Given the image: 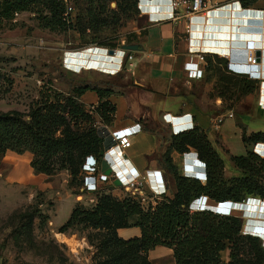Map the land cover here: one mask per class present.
Masks as SVG:
<instances>
[{
	"label": "rangeland",
	"instance_id": "obj_1",
	"mask_svg": "<svg viewBox=\"0 0 264 264\" xmlns=\"http://www.w3.org/2000/svg\"><path fill=\"white\" fill-rule=\"evenodd\" d=\"M62 1L67 19L64 29L44 28L43 18L52 16L54 12V7L48 1L35 6L30 12L4 21L0 30V113L17 112L24 121H29L43 90L52 88L70 95L74 88L87 83L88 79L91 81L94 73L83 70L78 74L68 69H74L72 65L77 61L72 59L78 57V53L100 48L107 49L109 54L114 51L115 55L123 45L142 42L152 24L147 10L158 12L153 18L163 15L162 0ZM68 6H72L73 11L67 14ZM262 12L254 21L255 25H264V9ZM216 25L220 23L198 24L195 34L201 39L197 42H203L200 49H205L208 37L213 38L214 31H220L213 28ZM248 25L251 26L250 23ZM253 52L247 49L248 55ZM208 56H211V60L206 58L207 77L194 90L201 107L214 110L224 122L222 130L231 148L219 140L210 142L223 161L222 178L231 181L243 177V173L231 161V155L243 156L247 150L255 151L256 148V145L243 144L242 133L264 132V102L261 107L264 95L260 89L261 80L237 75L228 69L229 61L235 63L232 57ZM222 58L228 60L226 65L220 63L219 59ZM78 102L83 106L79 99ZM83 109L87 111L85 106ZM97 119L95 117L96 126ZM258 152L261 154L259 156L264 157V149ZM82 154V151L75 153L73 164L67 169H62L66 162L64 156L55 158L56 172L46 175L31 167L33 154L29 151L21 154L13 151L0 153V264H155L150 259L152 252L108 248L104 240L110 233L106 229H95L81 223L66 233L59 231L74 208L92 209L99 198L105 196H113L117 200L137 198L145 208L163 199L152 198L151 195L141 197L133 193L129 184H115L113 179L102 182L96 190L86 189L85 169L93 160L100 162V156L91 153L82 157ZM204 181L203 184H206L207 180ZM211 204L215 205L213 202ZM249 210L248 207L245 212L255 214L256 218H264V212L257 210L251 213ZM111 217L115 226L124 225L117 209L112 210ZM62 236L77 241V247L73 250L61 242ZM247 236L258 238L264 252V228L259 224L246 228L243 223L241 237L235 244L227 243L225 252L221 253L224 263L231 262L232 256H235V264H264V256L258 257ZM114 255L123 257V260L117 262ZM164 260L167 262L166 258Z\"/></svg>",
	"mask_w": 264,
	"mask_h": 264
},
{
	"label": "trees",
	"instance_id": "obj_2",
	"mask_svg": "<svg viewBox=\"0 0 264 264\" xmlns=\"http://www.w3.org/2000/svg\"><path fill=\"white\" fill-rule=\"evenodd\" d=\"M45 1L51 3L54 12L52 16L43 18L44 28L64 29L67 19L62 0H2L0 30L4 21L30 12ZM240 1L243 7L248 8L259 0ZM210 57H207L208 61ZM219 61L225 65L228 63L223 58ZM90 89L91 86L76 87L70 95L52 88L43 90L41 100L30 113L29 121H24L17 112L0 113V153L13 151L21 154L29 151L33 154L31 167L46 175L56 172L54 160L59 156L66 159L62 169L73 164L74 154L79 151L83 152L82 157L95 153L101 159L109 144L105 145L101 129L94 125L95 117L109 123L115 115V107L108 100L100 102L96 110L85 111V105L82 106L78 99ZM94 89L101 100L110 97L111 90ZM242 134V141L247 146L264 144V132L250 136ZM189 148L196 150L206 166V184L180 175L173 163L170 156L172 150L183 154ZM231 161L243 173V177L225 181L222 178L223 161L204 132L195 128L176 135L163 159L164 167L172 176L176 188L172 197L164 196L156 205L150 204L145 208L137 198L117 200L113 196H105L99 198L92 209L74 208L69 220L59 231L66 233L76 225L85 223L110 233L104 240L108 248L121 247L148 253L157 247H164L173 251L175 264H235V256H232L231 262L224 263L221 253L225 252L227 243L235 244L241 237L242 220L235 215L221 216L211 211L190 212L191 204L200 197H208L215 204H241L249 198L264 201V159L254 151L247 150L243 156L231 155ZM114 209L119 211L123 226L114 225L111 217ZM131 227L140 228L141 236L129 240L119 237V229ZM246 239L253 245L259 258L264 256L258 238L247 236ZM114 257L117 262L123 260L121 256Z\"/></svg>",
	"mask_w": 264,
	"mask_h": 264
},
{
	"label": "crops",
	"instance_id": "obj_3",
	"mask_svg": "<svg viewBox=\"0 0 264 264\" xmlns=\"http://www.w3.org/2000/svg\"><path fill=\"white\" fill-rule=\"evenodd\" d=\"M227 1L217 0L218 7L206 18L207 23H220L213 27L220 31H214L212 40L208 42L207 47L210 52L212 51L211 55L232 57L235 63H244L250 56L246 47L251 44L253 48L250 50H253L254 54L261 51L264 59V25L254 24L256 18L263 13L264 0L249 6V11L244 12L246 17L241 16L243 13L240 9L233 8L234 0L231 3H226ZM162 2L161 11L164 16L162 12L159 13L163 17L153 18L158 12L152 13L146 9L152 24L149 25L142 42L132 43L140 45L141 50L131 52L120 50L118 54L110 55L107 49L92 48L78 53V57L72 59L77 61L72 65L76 70L68 67L78 74L83 70L94 73L91 81L88 79L87 83L81 85L91 86V89L80 98L87 111L91 112V106L96 110L100 102L108 100L115 107V115L109 123L97 117V127L106 126L110 137L112 133L122 132L125 129L137 130L128 150L123 153L114 150L103 154L98 164V172L107 176L109 181L115 180V184L119 182L129 184L134 194L145 198L146 195H151L152 198L172 197L176 192L174 181L171 180L172 176L163 164L164 156L174 136L197 128L207 135L209 141L219 140L231 148L222 130L224 122L221 121V117L214 110L201 107L198 94L194 90L203 83L202 79H206L207 71L202 79H196L194 66L187 64L191 55L189 38L185 32L187 20L169 21L171 12L165 3L166 0ZM143 7L146 8L145 5ZM254 13L257 17L252 16ZM249 23L255 26L251 27ZM207 27L210 28V25L207 24ZM202 43L197 42L199 49ZM202 48L200 51L204 52L205 49ZM220 53L228 54L224 56ZM259 67L260 89L263 96L264 61ZM94 88L111 90L110 97L101 100L96 92H92L95 91ZM263 102L261 99L262 108ZM253 133L246 135L250 136ZM170 156L180 175L204 181L206 170L200 163L195 149L189 148V151L183 154L172 150ZM130 174L134 177V181H129ZM205 201H208V206H212L209 198ZM231 203L229 209L232 206V215L239 217L246 228H251L255 224L264 228V218H256L255 214L249 215L245 212L248 207L251 213L257 210L264 212V205H261L264 204L263 200L249 198L242 204ZM257 220L259 222L256 223ZM118 235L124 240H129L140 237L141 230L138 227L119 229ZM151 252L152 263L175 264L172 250L157 247Z\"/></svg>",
	"mask_w": 264,
	"mask_h": 264
},
{
	"label": "built area",
	"instance_id": "obj_4",
	"mask_svg": "<svg viewBox=\"0 0 264 264\" xmlns=\"http://www.w3.org/2000/svg\"><path fill=\"white\" fill-rule=\"evenodd\" d=\"M167 7L171 12V16L169 21L176 22L182 19H186V35L189 38L190 52L191 55L188 57L187 64L193 65L195 68V78L202 79L204 77V73L206 72L207 61L206 58L208 55H211L210 51L204 50V52L200 51L197 47L198 37L195 34V30L197 29L198 24H203L207 22L206 18L209 14L214 12L219 5L217 0H166ZM233 8L235 10H240L242 12L249 11V9H244L242 7L240 0H234L232 2ZM73 11L72 6L67 7L68 12ZM66 14V15H67ZM116 55V54H115ZM260 63L257 62L256 55L254 52L249 56L248 60L244 63H232L228 64V69L237 75H245L248 78L253 80H260ZM91 111L94 110V107L91 106ZM138 126V125H137ZM136 127V126H135ZM98 128L102 131V137H104L105 145L109 144L108 147L105 148L104 154H108L114 150H119L123 153L125 150H128L132 145V137L137 133V130L132 131V129H125L122 132H114L111 134V137L108 136L107 127L99 126ZM134 128V127H133ZM98 164L99 162L93 160L90 165L85 169L87 176L84 180V187L88 190H96L98 189L101 182H105L108 180L107 176L101 175L98 172ZM126 170L124 169L123 172ZM129 181H134V177L130 174ZM198 180V179H197ZM207 180V179H206ZM201 183L205 181L199 180ZM200 198H208V197H200ZM143 201H145L143 199ZM208 201L205 199H201L199 201V209L192 210L191 212H203L205 207L208 206ZM226 204V203H221ZM229 209V208H228ZM226 211L225 213L218 214L221 216H231L232 211ZM211 212L216 213L215 207L211 208ZM221 213V212H220ZM245 233V232H244Z\"/></svg>",
	"mask_w": 264,
	"mask_h": 264
},
{
	"label": "water",
	"instance_id": "obj_5",
	"mask_svg": "<svg viewBox=\"0 0 264 264\" xmlns=\"http://www.w3.org/2000/svg\"><path fill=\"white\" fill-rule=\"evenodd\" d=\"M121 50L122 51H129V52H131V51H139V50H141V47H140V45H138V44H126V45H123L122 47H121ZM110 54L112 55V54H114V51H110ZM256 58H257V62L258 63H262L263 61H264V59H263V54H262V52L261 51H257L256 52ZM260 147H264V144H257L256 145V148H255V153L256 154H258V155H261L258 151H257V149H259ZM263 159H264V157H262ZM225 203V202H224ZM213 207H215V210H216V212H217V214L218 213H220L219 212V209H223V208H229V204L228 203H226V204H221V203H217V204H215Z\"/></svg>",
	"mask_w": 264,
	"mask_h": 264
},
{
	"label": "bare ground",
	"instance_id": "obj_6",
	"mask_svg": "<svg viewBox=\"0 0 264 264\" xmlns=\"http://www.w3.org/2000/svg\"><path fill=\"white\" fill-rule=\"evenodd\" d=\"M240 9V8H239ZM243 14H241V16H245L246 17V13H244V12H242ZM255 14V13H254ZM252 14V16H254V17H257V15L255 14ZM248 16H250V15H248ZM261 16V15H260ZM258 28V27H257ZM209 34V33H208ZM209 40H212V38H208V40H207V44H206V47H205V50H208V51H210L209 49H208V42H209ZM235 47V46H234ZM247 49H251V48H253V45H251L250 44V46L248 45L247 47H246ZM230 51V50H229ZM118 51H116L115 53L116 54H118L117 53ZM212 52V51H211ZM229 53V52H228ZM259 74H260V72H259ZM261 149H264V147H260L259 149H257V151L258 150H261ZM227 208H221V209H219L220 211H222V212H225V211H230L229 209L228 210H226ZM230 209H232V206H230ZM258 215V214H257ZM256 227H258V226H256ZM255 227V228H256ZM259 228V227H258ZM60 240H61V242H63V243H66L67 245H69L73 250L77 247V245H78V242L77 241H75V240H73V239H67L66 237H60Z\"/></svg>",
	"mask_w": 264,
	"mask_h": 264
},
{
	"label": "clouds",
	"instance_id": "obj_7",
	"mask_svg": "<svg viewBox=\"0 0 264 264\" xmlns=\"http://www.w3.org/2000/svg\"><path fill=\"white\" fill-rule=\"evenodd\" d=\"M200 160V159H199ZM200 163L202 164V166L204 167V169L206 170V166H205V164L200 160ZM207 179V171H206V178H205V180ZM199 180V179H198ZM201 199H206V198H198L197 200H195L192 204H191V206H190V209H192V210H194V207H196V210H198L199 209V201L201 200ZM225 203H228V204H231L232 205V203L231 202H225ZM213 206H207V207H205V209H204V211H211V208H212ZM217 213V212H216ZM218 214H220V213H218Z\"/></svg>",
	"mask_w": 264,
	"mask_h": 264
}]
</instances>
